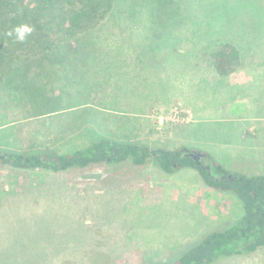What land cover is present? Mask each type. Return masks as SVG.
<instances>
[{
    "label": "rangeland",
    "instance_id": "1",
    "mask_svg": "<svg viewBox=\"0 0 264 264\" xmlns=\"http://www.w3.org/2000/svg\"><path fill=\"white\" fill-rule=\"evenodd\" d=\"M144 1L70 56L19 66L0 84V153L68 154L103 136L264 175V0ZM225 44L239 58L223 76L209 55ZM242 214L192 169L0 165V264L167 262ZM214 264H264V247Z\"/></svg>",
    "mask_w": 264,
    "mask_h": 264
},
{
    "label": "trees",
    "instance_id": "2",
    "mask_svg": "<svg viewBox=\"0 0 264 264\" xmlns=\"http://www.w3.org/2000/svg\"><path fill=\"white\" fill-rule=\"evenodd\" d=\"M134 1L140 2L144 8L147 4L144 0H0V84L15 75L21 69L19 66L25 68L28 63L43 62L58 54L70 56L81 40L89 37L106 19L136 13L126 11ZM22 24L33 28L23 43L7 35ZM209 57L215 71L226 76L239 53L225 44ZM192 151L185 147L172 151L152 149L98 136L84 148L68 154L1 152L0 165L51 173L124 162L134 166L153 162L165 174L192 169L205 186L233 195L243 214L231 226L210 232L199 242L188 245L174 260L153 264H214L220 259L250 255L264 247V175L229 172L207 153L194 150L201 155L197 163L189 155Z\"/></svg>",
    "mask_w": 264,
    "mask_h": 264
},
{
    "label": "clouds",
    "instance_id": "3",
    "mask_svg": "<svg viewBox=\"0 0 264 264\" xmlns=\"http://www.w3.org/2000/svg\"><path fill=\"white\" fill-rule=\"evenodd\" d=\"M33 32V28L28 25H19L11 29L7 35L9 37H15V40L18 42L23 43L27 36L31 35Z\"/></svg>",
    "mask_w": 264,
    "mask_h": 264
},
{
    "label": "water",
    "instance_id": "4",
    "mask_svg": "<svg viewBox=\"0 0 264 264\" xmlns=\"http://www.w3.org/2000/svg\"><path fill=\"white\" fill-rule=\"evenodd\" d=\"M189 155L197 162L199 163V160L201 158V155L199 153H196L195 151H192L189 153Z\"/></svg>",
    "mask_w": 264,
    "mask_h": 264
},
{
    "label": "flooded vegetation",
    "instance_id": "5",
    "mask_svg": "<svg viewBox=\"0 0 264 264\" xmlns=\"http://www.w3.org/2000/svg\"><path fill=\"white\" fill-rule=\"evenodd\" d=\"M200 162V161H199Z\"/></svg>",
    "mask_w": 264,
    "mask_h": 264
}]
</instances>
